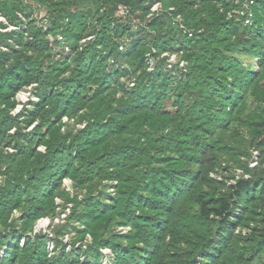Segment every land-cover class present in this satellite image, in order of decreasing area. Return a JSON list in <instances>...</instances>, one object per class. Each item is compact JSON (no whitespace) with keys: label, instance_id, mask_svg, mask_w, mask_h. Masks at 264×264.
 Listing matches in <instances>:
<instances>
[{"label":"trees","instance_id":"1","mask_svg":"<svg viewBox=\"0 0 264 264\" xmlns=\"http://www.w3.org/2000/svg\"><path fill=\"white\" fill-rule=\"evenodd\" d=\"M252 1L0 0V264H264Z\"/></svg>","mask_w":264,"mask_h":264},{"label":"rangeland","instance_id":"2","mask_svg":"<svg viewBox=\"0 0 264 264\" xmlns=\"http://www.w3.org/2000/svg\"><path fill=\"white\" fill-rule=\"evenodd\" d=\"M37 13L41 14V16H44V12L42 10L41 11L40 10L37 11ZM170 59L172 61H174V63H175L178 60V56L175 53L171 54V58ZM31 97L32 96H31L30 90H25V91L20 92L17 95V97H16L17 100L19 101V105H18V107H17L15 112L20 111L23 108V106L31 99ZM33 99H35V98H33ZM64 185H65L66 189L69 190L71 193L74 191L71 181L65 180ZM67 213H69V210H67V212L65 214H62L60 219H63L66 216ZM60 219L57 218V219L54 220V222H52L48 218L42 219V220H40L38 222V224L36 226V230L44 231L46 233H49V232H51V227L53 226V224L59 223ZM68 240H69V237L65 241H68ZM104 264H108V263L104 262Z\"/></svg>","mask_w":264,"mask_h":264},{"label":"built area","instance_id":"3","mask_svg":"<svg viewBox=\"0 0 264 264\" xmlns=\"http://www.w3.org/2000/svg\"><path fill=\"white\" fill-rule=\"evenodd\" d=\"M250 3H253V1L250 0ZM159 7H160L159 3L155 4L152 7V11H157L159 9ZM116 16L120 17V18H125V19L130 17L131 16V8H129L128 6L123 5V4L118 5L117 9H116ZM59 40H63V37L59 36ZM65 48H66V51H69V47H65ZM123 49H124V47L122 46L121 50H123ZM173 62L174 61H172L170 59L169 63H173ZM169 67H171V66H169ZM252 165H254V164H252Z\"/></svg>","mask_w":264,"mask_h":264}]
</instances>
